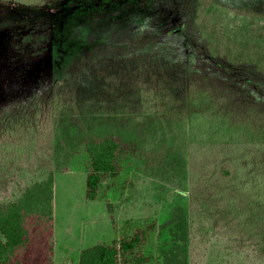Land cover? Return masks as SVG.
<instances>
[{"label":"trees","instance_id":"trees-1","mask_svg":"<svg viewBox=\"0 0 264 264\" xmlns=\"http://www.w3.org/2000/svg\"><path fill=\"white\" fill-rule=\"evenodd\" d=\"M196 1L186 0L187 8L193 10ZM107 17L96 14L92 27L95 33L111 28L114 44L98 43L96 53L81 54L70 64L66 81L54 85L60 86L54 99L40 96L20 111L0 114V179L9 178L14 187L0 199V264H53L54 172L68 168L75 148L81 149L87 167L85 198L106 201L108 211L110 183L135 160H142L145 172L173 184L171 177L183 174L184 162L169 127L177 125L186 91L190 155L193 162L209 159L211 173L204 178L191 166L187 180L181 175L189 206L172 208L166 220L171 244L159 264H187L186 245L204 246L216 235L226 249L248 248L254 259L263 261L264 100L256 95L264 72L225 53L199 24L196 51L201 58L185 87L180 63L155 49L164 36L162 26L150 23L152 30L138 43L129 39L131 28L104 23ZM219 29L212 26L215 35ZM56 101L61 105L53 116L55 136L47 144L46 160V151L37 147L50 125L42 127L40 117L48 102ZM43 156V163L34 166ZM155 226L154 220L125 221L116 239L80 250L77 264H147L149 246L144 255L140 251Z\"/></svg>","mask_w":264,"mask_h":264},{"label":"rangeland","instance_id":"rangeland-1","mask_svg":"<svg viewBox=\"0 0 264 264\" xmlns=\"http://www.w3.org/2000/svg\"><path fill=\"white\" fill-rule=\"evenodd\" d=\"M185 1L149 0L144 4L143 0H36L26 4L25 0H0V114L10 109L20 111L29 103L35 104V98L40 96L42 100H47L49 95L54 99L60 88L54 85L57 80L66 81L71 72L66 73L70 64L81 54L96 53L98 43L114 44L111 28L95 33L92 20L98 13L109 15L104 23L122 22L131 28L129 39L138 43L144 42L145 35L152 30L150 23L162 26L164 36L157 39L155 49L168 52L180 63L185 87L195 61L201 58L196 51L201 39L199 24L210 36L214 35L215 43L219 44L217 47L225 53L234 55L239 61L252 62L258 73L264 72V2L253 6L247 4L261 0H219L217 4L212 0H198L191 10ZM215 24L220 26L216 35L212 30ZM235 27L238 33L233 31ZM90 36L95 39L91 40ZM256 96L264 100V76ZM48 103L47 113L44 112L40 121L42 127L50 125V128L47 138L37 147L46 153L47 144H51L55 136L56 118L53 116L61 105L57 101ZM187 110L186 91L177 125L169 127L182 156V164L184 162L183 174L173 175L174 183L171 184L169 180L145 172L142 160H135L115 184L109 182L110 211L106 201L85 198L87 167L84 156L79 148L70 151L69 161L71 157L73 159L66 165L68 168L54 172L53 264H77L80 250L116 239L123 223L129 220L138 224L155 221V229L147 236L140 253L144 255L145 247L149 246L150 259H146V263H160L162 251L171 244L166 220L172 208L182 205L187 209L189 206V191L187 187H181V175L185 177L186 174L187 180L191 166L202 171L204 178L211 173L209 159L193 162L190 155ZM105 115L112 116L110 113ZM48 155L49 152L46 160ZM43 158L38 157L34 166L43 163ZM11 182L9 178L0 179V199L10 196L14 188ZM186 246L187 264H264V260L254 259L248 248L226 249L220 235L204 246L194 247L191 242Z\"/></svg>","mask_w":264,"mask_h":264}]
</instances>
